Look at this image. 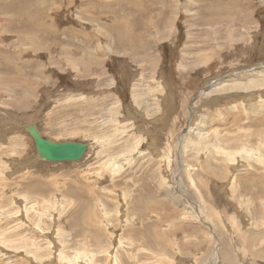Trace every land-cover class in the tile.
<instances>
[{
	"label": "rangeland",
	"instance_id": "1",
	"mask_svg": "<svg viewBox=\"0 0 264 264\" xmlns=\"http://www.w3.org/2000/svg\"><path fill=\"white\" fill-rule=\"evenodd\" d=\"M0 264H264V0H0Z\"/></svg>",
	"mask_w": 264,
	"mask_h": 264
},
{
	"label": "water",
	"instance_id": "2",
	"mask_svg": "<svg viewBox=\"0 0 264 264\" xmlns=\"http://www.w3.org/2000/svg\"><path fill=\"white\" fill-rule=\"evenodd\" d=\"M32 135L39 157L47 162H77L82 158L87 148L82 143H56L42 138L35 132H32Z\"/></svg>",
	"mask_w": 264,
	"mask_h": 264
},
{
	"label": "bare ground",
	"instance_id": "3",
	"mask_svg": "<svg viewBox=\"0 0 264 264\" xmlns=\"http://www.w3.org/2000/svg\"><path fill=\"white\" fill-rule=\"evenodd\" d=\"M85 154V153H84ZM116 168H118V167H116ZM116 168H115V170H116Z\"/></svg>",
	"mask_w": 264,
	"mask_h": 264
}]
</instances>
